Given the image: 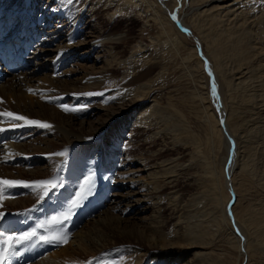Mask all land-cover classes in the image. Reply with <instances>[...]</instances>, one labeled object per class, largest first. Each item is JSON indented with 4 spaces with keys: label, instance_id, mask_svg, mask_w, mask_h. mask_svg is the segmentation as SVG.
Listing matches in <instances>:
<instances>
[{
    "label": "rangeland",
    "instance_id": "obj_1",
    "mask_svg": "<svg viewBox=\"0 0 264 264\" xmlns=\"http://www.w3.org/2000/svg\"><path fill=\"white\" fill-rule=\"evenodd\" d=\"M23 1H26L25 5ZM90 1L92 0H3L6 7L9 8L11 6V11L10 15H8L9 17L3 19L5 21H2V16H0V21L1 23L4 22V27L13 30L19 27L25 30L31 25V27L29 26L31 30L29 31L30 33L32 32L30 37L34 36L33 32H36V37L40 39L37 40V42H40L37 44L35 43L34 47L40 48L43 44L42 46H46L47 48L45 49L47 50H50L49 48H52L51 51L54 49L46 56H48L47 58H50L48 59L50 61L55 59L54 61L55 63L57 62V65L54 67L50 66L51 68H49V70H41L38 72L40 73L39 76L50 74L52 79L60 80V82L78 81L80 87L82 85H92L90 83V78L94 75H99L89 74V72L91 68L96 69L97 67H101V65L103 66V53L107 52V48L95 49L88 54V50H83L82 47L74 52V48L71 47L68 51L60 53L59 55L56 51V49H58L56 45L65 44L67 47H70L74 45L76 39H78L79 43L83 42L84 45H86L90 40V34L99 28L98 24H96L97 19V22L103 28V31L113 32L114 35L118 34L120 38L111 43L112 52H114V56L118 58L108 70L112 77L108 78L106 76L105 83L97 88L99 91L94 92L103 93V95L96 94L101 100H103L100 102H86L87 104L84 105V109H80L78 113H76L77 111H65L63 108L58 107L62 104L66 105L68 101L67 103L60 102L61 105L60 103L56 105L60 113L64 116H75L74 120L71 121L72 123L77 125L84 119L87 120L89 118L88 115L90 114L89 111L93 110L97 105L102 107L117 105V102L120 99H116V96L109 95V92L112 90L120 95L128 94L129 92H131L130 94L132 95L134 89H136L140 83L144 82H151V86L150 89L145 92V96L142 97L138 103V107L143 108L140 106L152 104L154 102L159 106V112L157 116L150 109L146 110L145 112L149 114L148 123L142 124V126L134 123V125L130 123L127 124L128 127L126 126V128L129 133L128 136L131 135L130 138L132 139L130 143L124 142L123 145H119L115 142V139L117 141V138L120 135L124 138L126 137L125 140L128 137L125 133L121 134L120 130L121 125L123 124L120 122H114L110 126H104L100 133L98 130L99 134L95 138V143L90 144L92 150L95 149V153L98 154L93 158L89 159L85 157L77 162V158L74 157L85 151L87 152L89 146H83L75 142L70 145L69 149L67 148L64 160L56 161L54 169L49 173V176L51 174H56L60 177L61 184L72 186L74 188L79 187L77 188L78 190L75 189L69 194H66V196L63 194H55L56 190H54L50 192V195H53V197L46 204L45 202L50 195L43 200H40L42 192L37 193V195L35 193L33 198L26 203L29 204V206L22 208L23 211H20V208L16 210L21 213L26 212L29 215L32 213H38L32 215L37 220L41 219L39 223L44 221V215L46 226L45 228H38L37 231L41 235L50 236L47 234V231L52 230V228L47 224L46 218L50 220L51 217L57 214L56 211L59 200H66L68 205H70L76 198V193L80 190L81 183L84 181L85 177L90 174H94L92 182L94 187L92 194L80 203L78 212L75 211V208L73 209L72 214L74 215H72V218L68 223L62 225L65 230L61 227V236L66 235L67 242H62L61 244L53 243V245L58 246L56 249L51 247V244L40 242L37 244L39 245V249L37 250L36 255L43 257L47 254V251L44 250L48 249L50 251L49 253H52L63 247V245L71 243V247L69 246L71 248L70 250L82 252V255L84 256H82L81 263L74 260L69 264H264V243L257 246L255 245V248L253 247L252 250H246L245 248L247 245L244 247V244H242L240 251H237L222 234H215L214 236L209 235L205 242L203 241L199 243L201 246L198 248V250L202 252H208L206 253L207 255L195 256L192 255L195 252L194 248H187V244L183 245V243L181 244V242H177L178 238L175 239L176 237L173 235L178 228L179 231H182L184 226L206 220V218L201 216V210H204L206 206H208V175L206 174V170L209 161L212 159V155H206L208 129L203 120L204 109L203 103L199 97L200 92L209 95V102L210 105H212L211 112L217 114V116H220V112L218 110L219 105H217L218 101L212 96L208 73L203 70L207 79H201V73L195 67L196 61L201 60L202 57L199 56L195 41L192 37L194 34L198 36V29H204L209 26L205 30L210 32V29L214 28V26L210 24V13L204 11L208 5L195 11L197 15L192 17L191 15L188 16V9L190 6H193V3H195L193 0H174V2L173 0H167L169 5H174L171 10L176 19L180 20V18H184L186 21L185 23L191 26L194 33L185 35L183 34L184 32L178 30V32L182 33L185 37L176 40L173 37L167 39L162 28L158 26L159 24H157L155 19L150 15L153 12V8H148L145 1L139 2L138 4L136 2H130L126 6L125 0H114L109 9H104L105 7L99 5L94 9L96 19H92L93 11L91 9ZM260 3L264 4V0H257V2L251 6V9L258 13L260 11L258 9ZM121 4H123V6H120ZM234 4L238 10H242V4H244V7L246 6L244 0L234 1ZM195 7H202V5H197ZM106 10H110L109 13L113 14L108 16L104 15L107 13ZM164 10L169 14L170 10L166 7ZM238 12L240 11H237V13ZM20 13L22 14L20 15ZM229 16L228 22L226 21L228 24H230V21L235 17L233 14H230ZM255 17L256 16L251 18L255 24L252 28L257 32H261L264 30V22L260 21L259 23L260 19ZM257 23H259L258 26ZM11 29L9 31L12 33L13 30ZM77 29L78 31H76ZM219 31L220 29H217L216 32L218 33ZM79 34H81V38H79L80 36L77 37ZM58 40L60 42H58ZM259 47L263 48L262 53L264 58V42L260 43L258 45V48ZM203 52L207 54L205 48H203ZM95 55L101 56V59H97ZM46 56H37V58H39H36L37 62L39 61L38 63H40V61L43 60V57L45 59ZM87 56L89 57L87 58ZM262 63L264 64V60ZM89 66L91 68H89ZM7 79L6 81L8 82L11 80V77ZM60 82L56 84L58 86L48 83L44 87L42 85L40 88H31L29 93L32 94V96H36V99L41 100L40 96L45 97L47 93L58 90L61 86L63 87L64 84L60 85ZM33 83L37 84V82ZM42 88L47 92L42 93ZM85 89H87V86ZM36 91L37 93H34ZM80 91L84 93L86 90ZM242 92L243 93L240 94V107L237 114L238 120H240L241 117L243 119L242 128L239 127V130L243 129V133L245 131L247 132V134H245L246 137H244L245 139L243 138L244 140L241 142V149L244 148V156L250 161V165L248 167L246 166V173L241 171L240 174L238 172H236L237 174L235 173V181L233 182V185L235 188L238 187L240 192H238L239 194L235 192V203H230L233 210V212L231 210L232 216L233 214L235 215L236 205L239 198H241V204L238 207V211H241L243 207L250 203L258 204L264 200V186L258 183V178L256 176L257 174H264V137H262L263 139L261 138V135L264 134V125L262 126V121H256V123L251 119L248 120V110L251 107V103L248 98V92ZM259 93L264 94V90ZM134 97L135 95L129 98L131 99ZM45 99L46 98H43L41 102L48 104V101ZM224 102L225 104L227 102L225 97ZM88 106L90 107L87 108ZM230 106L231 103L228 101L226 104L228 112L224 111L222 114L223 117L230 115ZM69 108L71 109L73 107L69 106ZM85 109L86 111H84ZM133 114H129L128 116L132 118ZM232 116H234V114ZM90 120L95 121V119ZM6 121L9 120H5V122L4 120L3 122L0 120V127L2 125H8V122L6 123ZM231 128L233 129L232 126ZM258 128L260 130H258ZM155 133H157V135ZM113 137L115 138L114 140L112 139ZM198 144L199 147H197ZM82 148H85V150ZM201 150L206 154L202 153ZM126 151L135 156L145 154L144 156L146 157L153 155V153H157L156 157L158 156V158H160V163H162L163 160L168 162L171 159H178L175 163H177V161L183 163V165L177 166V176L172 179H165L164 176L160 174V216L158 217V220L160 221L158 222L159 226L156 222L155 226L158 227V229L160 227L161 233H155V236L159 237L160 234H164V236L166 235L165 237H167V239L165 242L168 243L172 240L171 243H174L173 251L170 250V247H167V249L164 250L152 249L145 243L137 242L134 238H130V241H128L127 238H124L117 233L119 232L118 228L121 230H127L133 226L139 227L141 225L143 227V225H145V228L142 229L147 233V236L149 234L151 236L153 232H150L151 229L147 228V224L154 222L153 220L155 218L152 214L153 208L147 207L142 210L131 207L128 211H125L123 204L119 202L123 196L128 197L129 191L133 193V190H137V187L131 186L132 182L130 181L132 180L128 178L129 175H126L127 172L125 171V167H128V165L124 166L122 164L128 156ZM51 154L46 155L51 158ZM167 158H169V160ZM237 160H239V163H237V170L239 171L241 165V153L238 154ZM21 162L22 159H17L10 164L5 163L3 164V166L5 165L4 170L10 171L13 175H18L19 172H21L23 173L21 175L27 176L24 173H26L25 171H29L26 170L29 168V165ZM30 164H32V162H30ZM37 165L39 164L34 163L33 166H31L37 167ZM134 165L136 164L132 163V166ZM66 172H69L70 175H67ZM140 175H143V177L140 178L141 176L138 177L135 175L136 177L134 176V179L136 180L133 181L137 182L139 180L138 183H145L147 184L146 186H149L151 180H147L146 171H143ZM223 182H225V179H223ZM63 185L58 188L61 192H63ZM144 192L146 191L143 190L142 193ZM30 193L31 192L25 188L12 189L10 192H5L3 203L7 199L17 200L21 197H28ZM70 194H72L71 197L67 198ZM133 195H135L134 197L141 198V195L138 193ZM228 195L230 198L232 193L228 191ZM134 197H128L127 199L130 202H127L132 204V198ZM198 198L201 201H196L195 204V200ZM3 203L0 204V212L2 211L7 214L15 211L11 210L10 207L9 209L3 210L5 208ZM35 206L45 209V213L39 214V210L36 211ZM130 206H133V204ZM67 211L68 210L64 212ZM109 212L118 216V219L113 225L117 230L116 232H110L105 228L107 235L104 236L102 240L106 241V239L112 238L117 242L107 245L104 248L100 247V249L96 251H85L83 246L79 244L81 243L80 237H73L82 229L83 232L90 229L91 231L89 235H92L91 232L95 231L96 224L107 219ZM228 214L230 216V213ZM73 218L76 220H73ZM189 222L191 223L189 224ZM233 227L234 226L231 222L230 229L234 230ZM152 230H154L153 226ZM51 234L52 236H55V234H59V232L53 229ZM98 234L100 235L101 233L98 232ZM169 239L171 240L169 241ZM96 240L97 239L95 238L94 241L96 242ZM245 240L246 238L244 236L243 242H245ZM249 241L252 245L254 244V242H252L253 239L248 236L247 244ZM85 242L90 243L89 240H86ZM98 243L100 244V241H98ZM26 246L27 244L23 246L14 245L13 249H17L18 251L16 252L18 253ZM44 247L46 248L41 251ZM160 250L165 253V256L156 258L157 256L155 255H158ZM38 253H43V255H39ZM15 256L17 255H9L5 264H12L13 259H16ZM29 256L32 257V254ZM34 260H36V258L30 262H33Z\"/></svg>",
    "mask_w": 264,
    "mask_h": 264
},
{
    "label": "bare ground",
    "instance_id": "obj_2",
    "mask_svg": "<svg viewBox=\"0 0 264 264\" xmlns=\"http://www.w3.org/2000/svg\"><path fill=\"white\" fill-rule=\"evenodd\" d=\"M142 1L146 2L148 8L150 7L153 8V12L150 15L153 17V19H155L157 24H159L158 26L162 28L165 35L167 36V39L173 37L174 39L179 40L185 37L183 34L185 35L194 34L193 30L191 29V26L185 23L186 21L184 20V18L182 19L180 18V20L173 19L174 14H172L171 17V15H169L167 11L164 10L166 7L168 10L172 12L171 9L172 6H174L171 4L169 5L167 0H125L126 3L125 5L127 6L130 2L133 3L136 2L138 4L139 2ZM234 1L237 0H193V2L195 3H193V6H190L188 9V16L191 15L192 17H194L197 15L195 11H198L199 9L206 7L208 5V7L204 9V11L210 13V17H209L210 24H212L214 28H211L210 32H207L205 30L209 26L204 29H198L199 31L198 36L196 34H194L193 36L199 41L200 47L202 49V53L206 56L207 63L205 62V60H203L202 57L201 60L196 61L195 67L197 68L198 71H200L201 79L203 78L207 79L205 74L203 73V70H205L208 73L209 78H211L210 71L213 73V78L209 80L212 89V96L216 101L217 100L220 101V103L217 104L219 105L218 110L220 112V116H217V114L211 112L212 105H210L209 102V95L203 92H200L199 94L204 109L203 120L205 121L208 129V135H207L208 137L206 141L207 154L202 150L201 152L205 153L208 156L212 155L211 157L212 159L209 161L206 170L207 171L206 174L208 175L207 178L208 206H206L207 205L206 204L205 205L206 208L204 210L203 209L201 210L202 213L201 216L206 218V220H202L201 222L199 221V223L196 224H190L191 222H189L190 225L184 226L183 227L184 229L182 228L183 229L182 231H179L178 228L176 229L175 233H173L174 237H176L175 239L178 238L177 242H181V244L183 243V245L187 244L186 245L187 248L195 249L194 250L195 252L192 254L195 256L207 255L206 253L208 252H202L198 250V248L199 246H201L199 243L203 241L205 242V240L208 238L209 235L214 236L215 234H222L224 237L227 238L230 244L233 245V247L237 251H240L242 244H244V247L247 245L245 248L246 250H252L255 245L257 246L261 243H264V200L258 204L250 203L245 207H243L241 211L240 210L238 211V207L241 204V198H239V201L236 205L235 215L233 214L234 216L233 217L231 213L232 207L230 205L232 204V202H234L236 198L234 197L233 201H231V197L229 198L228 195V191L231 190L234 192L233 195L235 194V192L237 193L240 192L239 188L238 187L235 188V186L233 185V182L235 181L234 179L235 173L236 172H238L239 174L241 172L246 173L245 172L246 166L248 167L250 165V161H248V159H246V156H244L243 153L244 148L242 147L243 149H241L242 146L241 142L245 139L244 137H246L245 134H247V132L245 131L246 133L245 132L243 133V129L239 130V127L242 128L243 119L241 117V119L238 120V114H237L238 109L240 107L239 101L241 100L240 94L243 93L242 91L248 92L247 93L248 98L250 99V103H251V107L248 110L249 111L248 120L251 119L253 120V122L262 121V126L264 125V114H263L264 94L259 93L260 91L264 90V64L262 63L264 58L262 53L263 48L262 47L258 48V45L264 42L263 41L264 30L261 32L260 31L257 32L256 30H254L252 27L255 24L254 21L251 20L252 17L256 16L260 19L259 23L260 21L264 22V4L263 3L259 4L260 6L258 9L260 11L257 13L253 11V9H251L252 8L251 6L255 4L257 0H252V1L244 0L246 6L244 7V4H242L243 5L241 6L242 10L236 9ZM113 2L114 0L90 1L91 9L93 11L92 19L95 18L94 9L96 7L101 5L105 7L104 9H109ZM173 2L171 3L174 4ZM197 5H202V7H195ZM120 6H123V4H121ZM10 7L9 8L6 7V4L5 2H3V0L0 1V16H2V21H5L3 19L9 17L8 15H10V11H11ZM106 11L107 13L105 12L106 14H104L106 16L113 14V13H109L110 10H106ZM237 11L240 12L237 13ZM21 14L22 13H20V15ZM230 14H233V16H235L232 19V21H230V24L232 25L227 23ZM97 20H96V24H98L99 28L98 30H94L92 34H90V40L87 42L86 45H84L83 42L79 43L78 39H76L75 40L76 42L74 41L75 42L74 45L70 47H67L65 44L56 45V47H58L56 51L59 53V55L60 53L68 51V49L71 47L74 48L73 52L79 50V48L82 47L83 50L84 49L88 50V52L86 51L88 54L89 52L94 51L95 49L98 50L99 48H104V49L107 48L106 49L107 52L103 51L105 53H103L104 56L102 55L104 58L102 59L103 66L101 65V67H97V68L95 67L96 69H92L89 66V68H91L89 74H99V75H94L90 78V83L92 85H82L80 87L78 81L60 82V80L58 81L52 79V77H50V74L39 76L40 73L38 72H40L41 70H49V68L56 66L57 62L55 63L54 61L55 59H52L51 61L48 60L50 58H47L48 56H46L50 54L54 49L52 51H51L52 48H49L50 50H47L45 49L47 48L46 46L45 47L42 46L43 44L41 45L40 48L34 47L35 43L37 44L40 42V41L37 42L36 35L34 32H33L34 36L31 37L29 36V34L32 35V32L27 35V37L29 38L27 42L29 44L31 40L34 41L33 42L34 50H32L31 53L26 57L25 70L10 74L7 77L4 75H8V74H6L5 72H1L4 80L1 81L0 79V112L11 111L17 113L18 115L26 116L32 120L47 122L48 124L51 125V128L43 129L35 126L13 128L12 127L13 121L11 120V118L0 117V120L2 122L3 120L4 122L5 120H9L6 121V123L8 122V125H2L0 127V128H5V127L8 128L7 131L0 132V138H2V141L0 142V148H3L0 149V174L3 175V176L0 175V178L11 179V180L21 179L25 181L56 178L58 182L61 184L60 177L58 175L51 174L49 176V173L52 171V169H54L56 161L59 160L63 161L65 155L63 156L52 155L51 158H49V156L46 154H51V153L54 154L61 152L66 154L67 148L69 149L70 145L77 142L80 145L89 146L88 147L89 150L86 148L88 150L87 152L85 151L82 154H78L79 156L78 155L74 156L75 158H77V162L78 160L84 159L85 157L89 159L93 158L98 154L95 153V149L92 150L90 144L95 143V138L97 137V135L100 133V131L103 129L104 126L106 127L112 125L114 122L115 123L120 122L123 124L121 125V130H120L121 134L125 133L127 134L126 136H128L129 133L126 128L127 124L134 123L142 126V124L148 123L149 114L145 112L146 110L150 109L151 111L154 112L155 115L158 116L159 106L157 105V103L153 102L152 104L140 106L143 108L138 107V103L140 102L142 97L145 96V92L150 89L151 82L140 83L139 86L136 89H134L132 95L130 94L131 92H129L128 94L120 95L116 91L112 90L111 92H109V95L116 96V99H120L117 102V105H111L108 107H102L97 105L93 110L89 111L90 112V114L88 115L89 118L87 120L84 119L83 121L79 122L77 125L71 122L74 120L75 116L73 115L64 116L63 114L60 113L58 109V107L60 108L62 107L61 106L56 107V105L59 104L60 102L67 103L68 101V103L66 104L68 105V107L71 106L76 109H84V105L87 104L86 102L88 101L100 102L103 100V99L101 100L98 95L87 96L83 94L94 93L96 91H99L97 90V88L105 83L106 76L108 78L112 77L111 73L108 70L109 67H111L117 61L118 58H116L114 56V52H112L111 43H113L120 37L118 36V34L114 35L113 32L103 31L102 30L103 28L100 26ZM177 22H180L182 26H188L190 28L189 33L181 31L178 28L179 25L177 24ZM259 23H257V26ZM3 26H4V22L1 23L0 21V28H3ZM18 29L19 28L15 30L13 29L11 30H13L12 32L16 31L15 33L17 34ZM217 29H220L218 33L216 32ZM178 30L184 33L182 34L178 32ZM76 31H78V29ZM1 32L2 29H0V33ZM9 32L7 33V35L11 34V31ZM80 35L81 34L77 35V37ZM198 37H200L201 39ZM1 38L2 37H0V44H4L5 42H7V40L3 41ZM79 38H81V36ZM58 42L60 41L58 40ZM203 48H205L207 54L203 52ZM6 53L7 51L0 50L1 55H5ZM13 55L15 56V54ZM41 55H45L46 60L43 57L44 61L42 60L40 61V63H38L39 61L37 62L36 58L37 56H41ZM34 57L35 60H33ZM88 57L89 56H87V58ZM95 57L97 59L98 58L101 59V56L99 55L97 56L95 55ZM10 77L11 80L13 81L10 80L7 82L6 79ZM33 82H37V84H34ZM59 82L60 85L64 84L63 87L61 86V88H58V90H55L51 93H47L45 97L40 96L41 100L36 99V96H32V94L29 93L31 88H35V87L40 88L42 85L44 87L48 83L55 84L54 86H58L56 84H58ZM86 86L87 89H85ZM213 86H215V95L213 94ZM80 90L82 91L86 90V91L82 93ZM45 92L47 91L43 89L42 93ZM34 93H37V91ZM133 95H135V97L130 99L129 97H132ZM224 97L226 98L227 101L226 104L228 103V101H230L231 103L230 115H226V117H223L222 115L224 111L228 112L226 104L224 102ZM43 98H46L45 100L48 101V104H44L41 102ZM89 107L90 106H88L87 108ZM86 109L84 111H86ZM76 113H78V111ZM129 114H133L132 118L128 116ZM233 114L234 116H232ZM90 119H95V121H91ZM221 121H223V124L225 125L224 129L227 133L224 132ZM18 123H23V121H20ZM230 124L233 127V129L231 128ZM258 130L260 129L258 128ZM155 134L157 135V133ZM130 136H128L126 140H125L126 137L124 138L121 135L117 138V141L114 137L112 139L113 140L115 139V142L118 143L119 145H123L124 142L125 143L131 142L132 139L130 138ZM262 137H264V134L261 135V138ZM197 147H199V144ZM82 149L85 150V148ZM126 152L128 156L122 164L124 166L128 165V167H125V171L127 172L126 175H129L130 177L128 176V178L132 180V181L129 180L130 182H132L131 186L137 187V190H133L134 191L133 193L130 191L128 192V197L130 196L134 197L135 195L133 194L138 193L141 195V198L140 197L132 198L133 206H130L132 204L127 202L129 201L127 199L128 198L127 196H123L119 202L123 204L125 211L126 210L128 211V209H130L131 207L142 210L146 209L147 207L153 208L152 214L155 218L153 220L154 222H151V224H147V228L151 229L150 231L151 233L153 232L151 236L150 234L147 236V233L142 229L145 228V225H143V227L141 225H140L141 227L133 226L132 228L127 230L126 229L121 230L120 228H118L119 232L117 233H119L122 237L127 238L128 241H130L129 240L130 238H134L135 240H137V242L145 243L148 246H150L152 249L164 250L167 249V247H170V250L173 251L174 243H171L172 241L171 239H169V241L171 240L170 242L166 243L165 242L167 239V237H165L166 235L164 236V234L162 235L160 234L159 237L155 236V233H161L160 227L158 229V227L155 226V224L157 223L158 225V222L160 221L158 220V217L160 216L159 214L160 183H161L160 174L163 175L165 179H172L177 176V166H181L183 165V163H180V161H177V163H175L176 160L178 159L169 160V158H167L169 160L168 162L163 160L162 163H160V158H158V156L156 157L157 153H153V155L146 157L144 156L145 154H140L135 156L134 154H130V152L128 151ZM230 153H232V159L229 161L228 159ZM239 153H241V165L238 171L237 163H239V160H237V157ZM17 159H22L21 163H25L29 165V168L26 169L29 171H25L26 173H24L27 176L21 175L23 174L21 172H19L18 175H13L10 173V171L4 170L5 165L3 166V164L5 163L10 164ZM30 162H32V164H30ZM34 163H37L39 165H37V167H32ZM132 163H135L136 165L132 166ZM143 171H146V175L148 178L147 180H151L149 186H146L147 184L145 183H138L139 180L137 182L133 181L136 180L134 179V176L137 175L138 177H140L141 176L140 174L143 173ZM66 173L67 175H70L71 171L70 173L69 172ZM227 173H228V178L226 177ZM256 176L258 178L257 180L258 183L264 186V174H257ZM142 177L143 175L140 178ZM223 179H225V182H223ZM63 186H64V188H62L63 192H61L57 188L55 189L56 190L55 194L58 195L63 194L64 196H66V194H69L71 191L75 189L78 190L77 188H79V187L74 188L68 185L67 186L63 185ZM15 189H24V188L21 187ZM27 190L31 192L28 197H21L17 200L7 199L6 201H4L3 204L5 208L3 210L9 209V207L11 208V210H16L18 208L23 210L22 208H26L27 206H29V204H26L27 201H30V199L33 198V195L35 193L37 195V193H39L40 191H31L30 189ZM143 190L146 192L142 193ZM71 195L72 194H70L67 198H70ZM52 197L53 195L48 196V199L46 200L45 204L49 200H51ZM199 198L195 200V204L196 201L198 202L201 201ZM35 207L34 208L36 209V211L39 210V214L45 213V209H41L38 206ZM68 208L69 205L66 202V200L63 199L59 200L58 208L56 211L57 214L54 216H59L60 213L68 210ZM78 210L79 207H76L75 211L78 212ZM228 213H230L231 217L229 216ZM16 214L17 212L13 213L12 217ZM26 215L29 214L26 213ZM30 219L34 220L35 227L39 224V221L37 219L33 217H31ZM43 219L45 221L44 215H43ZM117 219L118 216H115L109 212L107 215V219L96 224L95 231L91 232L92 235H89L91 231L90 229L86 232H83L82 229L81 231H78V233L73 238L78 236L80 237L81 243L79 244L83 246V249L85 251L86 250L96 251L100 249V247L104 248L107 245L117 242L112 238L106 239V241L102 240V238L107 235V233L105 232V228H107L106 230L110 232L112 231L116 232L117 229H115L113 225ZM73 220L76 219L73 218ZM47 221H49L48 218H46V222ZM68 222L69 221L65 223ZM231 222L232 225L234 226L233 227L234 230L230 229ZM152 226L154 227V230H152ZM50 227L52 228V230L47 231V234L52 236L51 231H53L54 229L55 231L59 232V234H55V236H61V227L64 228L62 225H50ZM98 232H100L101 234L99 235ZM244 236L246 238L245 242H243ZM248 236L253 239L252 241L254 242L253 245L251 244L250 241L247 244ZM95 238L97 239L96 242L94 241ZM86 240H89L90 243H86L85 242ZM98 241H100L101 245L98 243ZM62 242L63 241H61L58 244H61ZM70 244L71 243L66 245L62 244L63 247L57 249L52 253H49L50 251L48 249L44 250L47 251V254H45L43 257L37 255L36 260H34L33 262L30 261L27 262V259H20L19 263L14 262V264H31V263L33 264L35 261L36 262L34 264H65V263L69 264L74 260H77L76 262L81 263L82 256L84 255H82V252L70 250L71 249ZM50 246L54 247V249L58 247L53 244H51ZM38 249H39V245L36 244V246L32 247L31 254L33 255L34 253L36 255ZM31 250H29L26 253L29 257L28 259L30 260L31 257L29 255ZM161 250L158 252L159 253L158 255H155L157 256L156 258L165 256V253L161 252ZM38 254L43 255V253H38Z\"/></svg>",
    "mask_w": 264,
    "mask_h": 264
},
{
    "label": "snow or ice",
    "instance_id": "obj_3",
    "mask_svg": "<svg viewBox=\"0 0 264 264\" xmlns=\"http://www.w3.org/2000/svg\"><path fill=\"white\" fill-rule=\"evenodd\" d=\"M173 19H176L173 16ZM103 95V93H84L83 95L91 96V95ZM213 94L215 95V86H213ZM61 107L65 111H79L80 109L76 108H69L68 105H61ZM0 117H9L13 121L12 127H28V126H35L43 129H50L51 125L47 122H42L39 120H32L26 116L18 115L17 113L7 111V112H0ZM23 121V123H18ZM5 131L4 128H0V132ZM51 155L63 156L65 153H54ZM93 175L90 174L89 176L85 177L84 181L80 185V190L76 193V198L71 202L69 205L67 212H62L59 216H53L49 221H47L48 225H63L65 222L69 221L72 218V211L74 208L79 207L80 203L83 202L85 199L88 198L92 194V190L94 187L93 182ZM62 185L58 182L56 178L54 179H42V180H35V181H25V180H11V179H4L0 178V204L3 203L5 198V192H10L12 189L15 188H25L30 189L31 191H40L42 195L40 196V200H43L47 197L51 191L61 187ZM87 186V187H86ZM6 213L0 212V218L4 217ZM45 222L41 221L36 227H32L27 231H23L19 233L16 237H9V241H15V245H28L29 247H34L36 244L40 242L53 244V243H60L61 241L67 242V236H48V235H41L38 233V228H45ZM34 241V243H32ZM13 247L12 244H9L8 247H0V264H5L6 260L9 258V255H18L19 253L13 251L9 253V248ZM27 250V249H25Z\"/></svg>",
    "mask_w": 264,
    "mask_h": 264
},
{
    "label": "water",
    "instance_id": "obj_4",
    "mask_svg": "<svg viewBox=\"0 0 264 264\" xmlns=\"http://www.w3.org/2000/svg\"><path fill=\"white\" fill-rule=\"evenodd\" d=\"M169 15H171V17H172V12L170 11L169 12ZM177 24L179 25V29L181 30V31H184V32H187V33H189V31H190V28L188 27V26H182V24L180 23V22H177ZM193 39H194V41H195V44H196V47H197V52H198V54L201 56V57H203V60H205V62L207 63V59H206V56L202 53V49H201V47H200V43H199V41L195 38V37H192ZM210 77L211 78H213V73L210 71ZM210 78V79H211ZM218 101V100H217ZM220 103V101H218L217 102V104H219ZM222 122V126H223V129L225 128L224 126V124H223V121H221ZM224 132L225 133H227L226 131H225V129H224ZM230 137V136H229ZM232 159V153H230V155H229V161ZM226 177L228 178V173L226 174ZM231 193H232V196H231V201H233V199H234V195H233V191L231 190L230 191Z\"/></svg>",
    "mask_w": 264,
    "mask_h": 264
}]
</instances>
